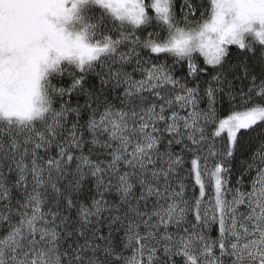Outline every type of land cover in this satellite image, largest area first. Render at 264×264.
I'll return each instance as SVG.
<instances>
[{"label": "snow or ice", "instance_id": "snow-or-ice-1", "mask_svg": "<svg viewBox=\"0 0 264 264\" xmlns=\"http://www.w3.org/2000/svg\"><path fill=\"white\" fill-rule=\"evenodd\" d=\"M179 13L0 0V264H264V0Z\"/></svg>", "mask_w": 264, "mask_h": 264}, {"label": "trees", "instance_id": "trees-1", "mask_svg": "<svg viewBox=\"0 0 264 264\" xmlns=\"http://www.w3.org/2000/svg\"><path fill=\"white\" fill-rule=\"evenodd\" d=\"M177 2H178V0H176V4H177ZM230 56H231L233 62H235V60L242 58L243 57V54L236 48V46H230ZM163 58L164 57L161 56V59H163ZM171 62L172 61L169 60V63H171ZM198 63L203 64V57H200L198 59ZM186 70H187L186 69V64H178V65L175 66V74L177 76H183V75H185ZM256 70L259 71V67H257ZM222 109L224 110L222 112V115L229 114L228 111H227V109H228V101H227V98H225V100H224V103L222 105ZM237 156L239 157L240 154L238 153ZM237 164H238V160H236V161L233 162V165L234 166H236ZM234 180H235V176H233V181Z\"/></svg>", "mask_w": 264, "mask_h": 264}, {"label": "rangeland", "instance_id": "rangeland-1", "mask_svg": "<svg viewBox=\"0 0 264 264\" xmlns=\"http://www.w3.org/2000/svg\"><path fill=\"white\" fill-rule=\"evenodd\" d=\"M182 3V0H178V2H177V14L179 15L180 13H179V6H180V4Z\"/></svg>", "mask_w": 264, "mask_h": 264}]
</instances>
